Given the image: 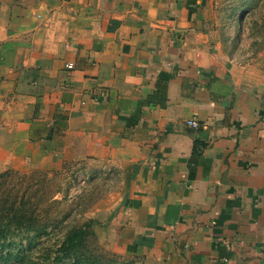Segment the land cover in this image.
I'll list each match as a JSON object with an SVG mask.
<instances>
[{"label":"crops","instance_id":"crops-1","mask_svg":"<svg viewBox=\"0 0 264 264\" xmlns=\"http://www.w3.org/2000/svg\"><path fill=\"white\" fill-rule=\"evenodd\" d=\"M224 2L0 0V172L115 165L122 247L264 264V63L230 52Z\"/></svg>","mask_w":264,"mask_h":264},{"label":"rangeland","instance_id":"rangeland-1","mask_svg":"<svg viewBox=\"0 0 264 264\" xmlns=\"http://www.w3.org/2000/svg\"><path fill=\"white\" fill-rule=\"evenodd\" d=\"M223 9L230 52L264 63V0H226ZM126 184L123 169L92 161L0 172V264H162L111 236ZM78 228L83 239L68 246Z\"/></svg>","mask_w":264,"mask_h":264},{"label":"trees","instance_id":"trees-1","mask_svg":"<svg viewBox=\"0 0 264 264\" xmlns=\"http://www.w3.org/2000/svg\"><path fill=\"white\" fill-rule=\"evenodd\" d=\"M85 228H78L76 230H74L73 232H71L68 236H67V239H66V243L67 245L71 246V245H75V244H78L81 242V240L83 239L84 237V234H85Z\"/></svg>","mask_w":264,"mask_h":264},{"label":"built area","instance_id":"built-area-1","mask_svg":"<svg viewBox=\"0 0 264 264\" xmlns=\"http://www.w3.org/2000/svg\"><path fill=\"white\" fill-rule=\"evenodd\" d=\"M74 65H75L74 62H72V61L67 63L68 67H73ZM187 122L193 126L198 125V121L195 118L188 119Z\"/></svg>","mask_w":264,"mask_h":264}]
</instances>
